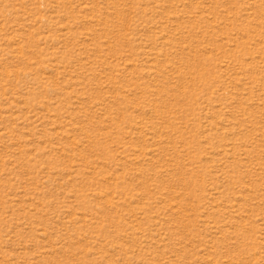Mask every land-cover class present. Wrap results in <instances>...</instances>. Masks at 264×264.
Wrapping results in <instances>:
<instances>
[{
  "label": "rangeland",
  "instance_id": "obj_1",
  "mask_svg": "<svg viewBox=\"0 0 264 264\" xmlns=\"http://www.w3.org/2000/svg\"><path fill=\"white\" fill-rule=\"evenodd\" d=\"M0 264H264V0H0Z\"/></svg>",
  "mask_w": 264,
  "mask_h": 264
}]
</instances>
